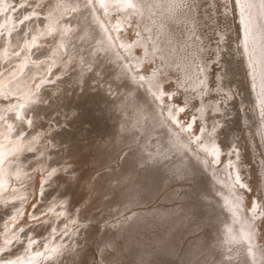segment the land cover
<instances>
[{"label":"bare ground","instance_id":"6f19581e","mask_svg":"<svg viewBox=\"0 0 264 264\" xmlns=\"http://www.w3.org/2000/svg\"><path fill=\"white\" fill-rule=\"evenodd\" d=\"M55 1L56 0H54L53 2L55 3ZM67 1H70L72 3V6L74 7V12L72 13V16H73L72 20L63 19L61 21V23L64 25L63 29L68 31L67 33L71 34V36H73V34L79 35V33H81V32L82 33L87 32V31L90 32V29H93V30L95 29V32L97 33L98 39L100 40L98 47H100V49L103 50V52L102 51L97 52L96 50H93V51L90 50L92 52H89V53L87 52V55L82 58L84 60V63H88L89 65H94V69H97L101 66L102 63L105 64V62H107V60H108L109 63L107 66L115 67L114 71H113V75H114L115 79L110 80V83L112 85H115L114 89L116 90V93L113 95L112 98L109 99V101H111L115 106L121 108V110L125 111L128 115H132L128 122H126L123 118H121V116L118 117L117 123L120 126L119 129L124 130V129H129V128L134 126V127H138L140 130H142L143 126H150V130L147 132L146 131H143V132L131 131V133L126 136L127 137L126 139H128L127 140L128 142L138 141L142 146H144L145 149L149 150L150 153L147 155L143 152H136L134 150L130 151L129 153L124 155L125 160L123 162V165L118 170H116V171L110 170V169H107L104 171L102 170V172H100L98 175H96V176H98L97 179L111 180V179H114L115 176L117 175V176H119V178L122 181L128 182L127 185H130L133 187L135 186L136 188H134V191L133 192L131 191V192L134 194L135 197H141L142 195L138 194L137 191H139L141 189L140 188V186H141L140 178H141V175L143 173L149 179H153V181H154L156 179V177L158 178L160 170H162L164 172H168V173L181 174V175L185 174V173L186 174H192V173H197L199 171H202L204 174H206L207 178L209 179L210 185L213 186L214 191L217 192L216 195H215V193H212L210 191H204L203 192L205 194L206 199H207V203H215L216 207L219 206L217 208V210L215 211L216 213H214V214L209 213V210H207L204 207L202 202H200L199 200H192L189 202L188 205H186L185 207L182 208V210L180 211L179 214L177 213V215H175L174 222L180 220V218L186 217L190 213L191 210H196L199 213H201V215L204 218L203 221L205 219H209V218L210 219L212 218L213 220L214 219L219 220L214 225L215 233H216L215 238L217 240V244L220 247H222L224 251H223V253H220V255L219 254L215 255L212 259L213 260L212 263H210V264H264V232H261V227L259 226V222L261 223L260 220L262 219V215H263V219H264V201L261 200V198L259 196H256V195H254L256 197H255L253 205L251 203L247 202L246 200H244V197L248 196V195L246 194L244 196L245 191L243 190V187L244 186L249 187V185L241 176L243 173V171L241 170L242 163H240V161L238 160V157L240 156L239 150L241 149V147L239 145L240 139L238 140L236 138L238 144L237 143L233 144L232 149L230 147L225 148L224 146H222V144L216 138V134H215L218 126L220 124L222 125L221 122L223 121V116L220 119H216V121H215V119H214V121L212 120L210 123L207 122V120H208L206 118L207 116L205 117V115L208 113V108H210L211 110H217V111L220 110L221 111L224 109V106L222 105V101L218 100L217 96L212 97L211 96L212 94H211L209 96L204 97V95L206 93H209L212 90V86H210L209 82L207 81V76L209 74L208 69L212 66L211 62H212L213 58L212 57L211 58H207V57L204 58L203 57L205 54V51H206V49H205L206 44H204V40H205L204 36L205 35L200 32L199 28H197L199 22L201 23V21H196V19H200L203 21L204 16L195 15V12L199 11L197 9V2L195 0H97L98 5L100 6V9H97L95 4H94V0H61V2H63V3H66ZM208 1L211 2L212 4H214V3L217 4V0H208ZM34 2L31 1V3H34ZM41 2H42V0L40 1V3ZM227 2H228V0H223L221 2V6L226 11V13L231 12L234 15V17L236 18L235 32L237 34V38L234 39V42L236 45L235 48H236V53L238 54V57L240 56V59H241L242 68H243L244 73H245L244 76L246 77V80H247V89H248L249 95H251V97H249V98H252L251 104H252V108L254 111V117L256 118L255 122H253L251 114L249 116L248 115L249 113L248 114L246 113L245 106H244L242 108V110H243L242 115L243 116L240 117V118H243V121L241 119L240 122L242 121L243 123H252L251 127L253 126V129H251V130L254 131V134L258 135V137L261 141V144L263 146V149H264V0H229V3H227ZM129 4L134 5V7H130ZM173 4L176 5L174 8L172 7ZM184 4H186V5L184 6ZM229 4H230V6H229ZM37 5H43V4H39V2H38ZM52 5H53V3H52ZM56 6H58V5H56ZM43 7H44V5H43ZM53 7H54V5H53ZM59 7H61V5ZM59 7H58V9H59ZM33 8H31V9L33 10ZM39 8L41 9V7H39ZM51 8H52V6H51ZM31 9L29 8V10H31ZM36 9H34L33 12ZM52 9H50V10H52ZM101 10L105 11L104 16H102ZM55 11L56 10H54L53 13ZM58 11H60V10H57V12ZM65 12H67V11H65ZM13 14H11V16H10V23H13L15 21ZM28 14H29L28 16H30V13H28ZM21 15L22 14L20 13L19 18L21 17ZM37 15H39V11L37 12ZM25 17H27V16H24V18ZM47 18L50 19L48 16H47ZM47 18H45V19H47ZM6 19L7 18H5V20ZM45 19H44V21H45ZM106 19H108V20H106ZM20 21H21V19H20ZM42 21H43V19H42ZM182 22H185L186 25H187V23H190V24L192 23V29H189L187 26H185L186 27L185 30H186V34H187L186 38H183V35L180 36L178 34V32H176V31H178L177 25L181 26L183 24ZM16 23H18V22H16ZM58 23H60V22H58ZM61 23L59 25L57 24L58 27L61 26ZM67 23H69V26H71L72 24L74 26L73 27L71 26V28L69 29V27L66 26ZM128 23H133V24L135 23L136 24L135 28L133 27L135 30L138 31V35L137 36L134 35L135 38L131 39V37L128 36L127 34H122V32H123L122 29H124V30L127 29L126 26H129ZM48 24L49 23H46L47 26H49ZM20 25L22 26V24H20ZM51 25H53V24H51ZM12 26L14 27V24ZM200 26H202V25H200ZM7 27H9V25ZM30 27H32V26H30ZM38 28L39 27H37V31L39 30ZM24 30H21L20 32H22ZM130 30H131V28H130ZM59 31H58V34H59ZM61 31H62V28H61ZM218 33H219V37L222 41L220 46H226L227 47L226 43L224 42V39H228V35L226 34V32L223 29H218ZM31 34H34V33H31ZM46 34H50L49 31ZM35 35H38L37 32ZM66 37H67V35H65V38ZM68 37H69V35H68ZM30 38H31V35H30ZM57 38L59 39V37H57ZM62 38H63V36H62ZM65 38L62 39L63 42H65ZM60 40H57V41L60 42ZM60 44H61V42H60ZM49 46L51 47L52 45H49ZM72 46H73V44H72ZM137 46L142 48L141 53H140V51H138L136 49ZM54 47H56V46H54ZM188 47L190 48V51H191L189 55H188V50H189ZM230 47H232V46L230 45ZM217 48H218V50L216 51L214 58H218V56L222 54L221 50L219 49V44L217 45ZM7 49L9 50V48H7ZM37 52L39 55V51H37ZM194 54L196 55V57H198V60L195 59ZM36 55H37V53H36ZM35 57H37V56H35ZM50 57L53 58V56H50ZM157 58L159 59V62L157 61L158 65H155V68L152 69L151 72L148 71L149 69L148 70L145 69V67L149 66V64L147 66H145V63H144L145 61H149V60L156 61ZM53 59H56V58H53ZM219 61H221V60H219ZM8 64H10V63H7V65ZM61 64L64 65V63H60L59 65H61ZM4 66L5 65H3V68H6ZM32 66L34 67V64ZM65 66H66V64H65ZM139 66H144V68L142 67L143 69L142 68L139 69L138 68ZM33 67H32V69H33ZM67 68H68V66H67ZM173 68L174 69H179V68L181 69L180 71L183 75L182 76L183 79L178 81L177 84L181 86L182 90H184L183 94H184V98H185L186 102L191 97H193V98H195V96L199 97V103H197L198 104L197 112L195 114H193L192 119H190L187 122H183V123H180V119L182 118L181 115L179 114L180 112L177 114L176 108L172 107L171 103L166 105V103H168L170 101L167 102L166 96L163 95V92L166 91L165 88L164 87L161 88V84L163 83V81L165 79H167V77L172 76L170 74L171 72H168V71L170 69H173ZM65 69H63V70H65ZM27 70H29V67ZM239 71H240V69H239ZM87 72H89V71H87ZM237 72H238V70H237ZM240 73H239V75H241ZM22 77L24 78V76H22ZM22 77L20 79H22ZM94 77H95V75H94ZM186 78H188V80H186ZM232 78H233V76H232ZM243 78L244 77H242V82L245 79V78L244 79ZM5 79L8 82V85H10L12 83L15 84L16 81L19 79V77H18V79H15L14 82L10 81L11 80L10 77H8V78L5 77ZM80 79H82V78H80ZM239 79H240V77H239ZM217 80L219 81V83L217 85L218 89H224L226 92V94L223 95V101H225L227 103V99L229 98V96H231V95L233 96V91L230 89V87L222 84V72L221 71H218V73H217ZM58 81H61V80H58ZM118 81H120V82H118ZM235 84H237V83H235ZM77 85H78V83L76 84V86ZM74 86H75V84H74ZM76 86H75V88L79 89ZM80 86L83 87L82 85H80ZM87 86L88 85H86V87ZM89 87H91V86H89ZM89 87H88V89H89ZM106 88L107 87H104V89H106ZM71 89H72V86H71ZM234 89H236V88H234ZM179 90L177 89L176 91H179ZM191 90H193V91H191ZM66 91L64 90L65 93L62 92L63 95L66 94L67 97H68V95L70 96V94L66 93ZM82 91L80 89V93ZM237 91H239V90H237ZM70 92H73V91L71 90ZM86 92H87V90H86ZM58 94L56 95V98H57ZM72 94H74V92L71 93V95ZM47 95H49V93ZM237 96H238V94H237ZM245 96H248V93ZM53 97L55 98V96H52V98ZM73 98H74V96L72 95V100L75 101V99H73ZM232 98H234V97H232ZM249 98H248V100H250ZM69 99L71 100V98H69ZM70 100H69V102L71 103L72 100L71 101ZM65 101H66V99H65ZM95 101H97V100H95ZM56 102H58V101H56ZM75 102L77 103L80 101L76 100ZM75 102H74V104H76ZM240 102L242 105L243 101H240ZM60 103H64L63 100ZM60 103H59V105H61ZM175 105H177V104H175ZM17 106H16L17 108H14L15 110L13 109L14 111H11V112L8 111L7 115H4V117L0 120V200L2 202L4 199L9 198L11 200L10 203L14 207V209L11 212V213H13V217H11V218L9 217V222L6 223V226L3 229L0 236L2 238L6 239L7 235H9V233H12L10 235V238H13V236H14V238L17 239V241H18L20 237L17 236V234L15 233L16 227L18 226L17 223L19 221L20 222L24 221L25 224L32 222L30 220L31 218L29 219L30 221L27 219L28 218L27 212L30 208L31 203L33 205V203L35 202L37 195H35L33 200H31L32 198L29 200V196H30L29 193L30 192L28 191V188H29V186L31 187V185L27 181H26L27 185L26 184H24V185L17 184L18 182L12 183V177H11V174L17 176L18 178L24 177L28 174L27 173L28 167H30L31 165L34 164V161H33L30 164L26 165V161L29 160L30 156H31L30 152H29V157L26 156L24 158H16L15 160H13L14 159L13 154H16V151L24 149V148H26V149L27 148H36V147H34V144L41 137V134L39 131L37 132L36 129L35 130L32 129L28 133H27L28 130H26V133L24 135H21V132L24 130L25 127H21L20 129H18L17 127L18 126L19 127L24 126L25 120L28 118L31 121V124H33V119H32L33 115L31 114L32 116L30 115V117H29V113L26 112L28 109V106H25L22 103L17 105ZM179 106H181V105L178 104L177 107H179ZM31 107L33 108L34 106H31ZM188 107L189 106H187V108ZM54 108H55V106H54ZM59 108H60V106H59ZM59 108H57V109H59ZM80 108H78V109H80ZM90 108H88V109H90ZM246 108H248V107H246ZM29 109H31V108H29ZM95 110H97V109H95ZM91 111L92 110H90V112ZM41 112L43 113V111H41ZM98 112H100V111H98ZM105 112L106 111H104V113ZM130 112H131V114H129ZM1 113L2 112L0 111V114ZM32 113L35 115L34 111ZM92 114H94V113H92ZM65 115H67V114H65ZM106 115H108V114H106ZM60 116H62V115H60ZM196 116L202 120L200 134H198L196 130L190 131L191 128L192 129L194 128L192 125V122L194 121V123H195V121H196L195 117ZM224 116H225V114H224ZM40 117H42V116H40ZM73 117H76V116H73ZM80 117H82V116H80ZM99 117H100V115H99ZM212 117L215 118V116H212ZM33 118L35 119V117H33ZM36 119H35V121H36ZM38 120H40V118ZM52 120H54V119H52ZM73 120H77V119H73ZM172 120L175 121V123L179 124V127H181V129L176 127V125H174V122H172ZM224 120H226V119H224ZM81 122H82V120H81ZM89 123L91 124V122H89ZM22 124H24V125H22ZM197 124H199V123L197 122ZM39 125H40V123H39ZM99 125H101V124H99ZM36 126H37V124H36ZM43 126H44V121H43ZM68 126H69V124H68ZM71 126H72V124H71ZM93 127H92V129H93ZM99 127H96V128H99ZM101 127H102V125H101ZM30 128H32V127H30ZM54 129L57 130L56 128H54ZM53 130L52 131L50 130L51 132L49 131L50 135L53 133ZM66 130H64V131H66ZM70 130H67V131L69 132ZM72 130L74 131V129H72ZM93 130H92V132H93ZM96 130H98V129H96ZM62 131H63V129H62ZM73 131H72V133H74ZM76 131L79 132V128H78V130L76 129ZM87 131H89V130L87 129ZM238 131L239 130H237V133H238ZM42 133H44V132H42ZM66 133L67 132H65V134ZM57 134L58 133H55L54 136H56V137H55V140L53 141V143L51 141L52 144H55L56 138H58ZM219 134H221V133L219 132ZM46 135H47V133H46ZM231 135L233 136L234 134H231ZM47 136L49 137V135H47ZM60 137H63V136H60ZM239 137H240V134H239ZM31 138H32V140H31ZM64 139H62V140L65 143L66 140H64ZM117 139L118 138L116 137V134L112 133L110 136V142H113ZM50 140H52V137ZM62 140H60V141H62ZM67 140H70V139H67ZM230 140L234 141L235 139L233 137L232 139H229V141ZM45 141L49 142L47 139ZM63 141H62V143H63ZM255 142H256V140L254 139L253 140L254 146L251 150L254 151V153L252 151V153L255 154L254 156H257V155L259 156L260 154L257 153V150L259 149V147ZM44 143L45 142L43 141V144ZM51 143L49 144L50 146H51ZM249 145L251 146V144H249ZM40 146H41V144H40ZM83 147L84 146H82V145H77V147L74 148L73 155L70 156L68 160L52 159L49 163H44L45 171H47V173L45 175L43 174V177H42L43 183L39 187V189L41 190L40 202L36 204L35 208L30 213V216L32 217V219H35L36 222H37V220H39V222H37L36 224H38V223H42V224L39 225L38 227L36 226V228H34L36 224L31 223L33 225L31 226V228L29 230H27V233H29V232L33 233V235H31V237L26 236L22 240L23 243H25V242L27 243V244H24V245H27V250H26L27 252H25V253L18 252L19 254H17L15 250L11 249L14 247H12L10 244H8L10 246L6 247L7 252H5L3 254L4 256L0 257V264H8V261H11L10 260L11 258L7 259V257H13L14 255L16 256V255H20V254H21L20 255L21 257L19 256L20 259L17 261H14L13 264H37V263H35L34 258H36L35 255H36V252L39 251V249L36 248L32 242H33L34 236L39 235V234H44L45 232L50 237H52L54 235L53 236L55 238V241H53L54 244L58 243L57 244L58 246L62 245L60 247V252L59 253L57 252L58 257L53 258L54 260L58 261L60 259L59 257L61 255H63L68 259V262L66 264H86L84 261V258H83V256H84L83 251L80 249V246L78 245L80 243V240H78L77 236L74 235L76 232V228L73 227L71 230H69L70 227L73 226V223H74L73 221L75 219H76L75 223L77 226V225H81L83 220H86V219L92 218V217H96L94 214H90V215L84 214L85 210L81 211V209H80L81 205L83 203H85L86 198L88 197V193L84 190L85 189L84 187H86L88 185L85 186V183H89L91 180L88 178L89 177L88 169L84 170L83 166L88 165L87 167H90L89 164L84 165V163L87 160L90 162L91 161L92 162H98L100 160L102 161L105 159V161H106V160L110 159L114 154V149H112V147H111V149L107 150L106 152H104V153L101 152L102 154H104V155H102V154L96 153L97 151L94 150L93 147H92L93 150H92V148L91 149L89 148L92 151H90V153H89L88 152L89 149L86 150V153L87 154L89 153V155H87L85 153L86 156L88 157V159H86L87 157L84 158V156H83V158L86 160V161L84 160L85 161L84 162L81 159L82 154L84 152L82 151V153L80 154L81 151H79ZM124 147H127V146H124ZM47 148H48V145H47ZM39 151L42 152V149L37 150V152H39ZM247 152L249 155H251V151H247ZM53 153H54V156L56 158L58 156L56 154V151H54ZM25 154H28V153L26 152ZM49 154H50V152H49ZM167 155H171L170 159L163 160L162 158L164 156H167ZM174 156H176V158H173ZM43 158H44V156H43ZM102 158H104V159H102ZM117 159H118V157H117ZM161 159H162V161H161ZM260 159L263 163L262 168H260V170H261L260 173L262 176H261V178L257 177L256 179H257V182L260 183V185L262 187H264V158H263V156L260 155ZM44 160H45V158H44ZM240 160H241V158H240ZM246 161L247 160H245V162ZM117 162H119V161H117ZM87 167H85V168H87ZM93 167H94V165H93ZM103 168H101V169H103ZM94 169H96V168H94ZM257 170H258L257 168L254 169L256 174H257ZM85 179H86V181H85ZM96 180L93 182L95 189L102 191L104 193L105 192H107V193L113 192V191H111L112 187H110L109 183L100 184L101 182H99V181L97 182ZM197 184H198V186H200L202 188L200 180L197 182ZM135 189H137V191H135ZM202 189H204V188H202ZM155 190H156V186L153 187L152 192H154ZM117 192L120 194H125V195L131 194V192L125 191L121 187L119 188V190ZM109 194H111V193H109ZM47 198L50 199V200H48L49 202L46 201ZM102 198H103V196H102ZM7 202L8 201H5V203H7ZM114 205H116V207L114 208V210L111 211L112 215L116 214L117 212H119L121 210L120 207H117L120 205V204H118V202L114 203ZM106 206H108V205H106ZM153 206H155V205H153ZM7 207L9 208L8 205H7ZM3 210H4V208H3ZM7 210H9V209L6 208V211ZM130 210H129V212H130ZM139 210L133 211L136 218H138L139 216H142V214L145 211H149V209L144 210L142 212H140ZM154 210L160 211L161 208H155ZM6 211H4V212H6ZM105 211H106V209H105ZM4 212L2 213L3 215H4ZM22 212H23V214H22ZM126 213H127V211H126ZM22 215L25 218L22 217ZM0 217H2V215ZM98 217H99V215H98ZM0 219H2V218H0ZM124 219H125V217H124ZM151 220H152V218H151ZM10 223H11V227H10ZM86 224H88V223H86ZM52 226H53L54 230H53V233H50L51 228L49 229V227H52ZM83 226L84 225H82L80 231L83 230V228H84ZM104 227H106V226H104ZM13 230H14V233H13ZM140 231H142V230H140ZM143 232H145V231H142V233ZM56 233H58V235H55ZM51 234H52V236H51ZM23 235H26V234H23ZM148 235H150V234H148ZM62 236H65V237L63 238ZM208 236L209 235L205 231L203 233H201L200 235H198L196 237V240L193 241L192 245L190 247H188L185 250V252L183 253V256H184L183 258L188 259L189 257H191V254L193 256L198 251L202 250L204 248V246H206ZM68 238H70V242H72L73 240H76L75 242L77 243V248H76V252L74 254L75 255L74 258H72L70 254L66 253L67 252L66 250H65L66 252H64L62 242H64ZM102 238L104 239V241H106L110 244L113 242L107 233H105ZM156 240H157L156 242H160L158 239H156ZM142 241H144V239ZM47 242L45 241V244ZM87 243H89V242H87ZM120 244H121V242H120ZM21 246L19 248H21ZM164 246L165 245L158 243L155 246V250L160 251ZM67 247H68V245H67ZM84 249L86 250L87 247ZM42 254H43V252H42ZM223 254L228 255V257L225 259L223 257ZM87 256H88V254H87ZM101 257L105 261H107L106 254L102 253ZM66 258L62 259V261L60 260V262H62V264H65L64 262H65ZM152 258H150V260ZM16 259H17V257H16ZM114 259L116 260L117 256ZM120 260H122V259H120ZM214 260L217 262L218 261H220V262L215 263ZM51 263H53V260H50V261L46 260V262H45V264H51ZM128 264H131V263H128Z\"/></svg>","mask_w":264,"mask_h":264},{"label":"rangeland","instance_id":"374dc122","mask_svg":"<svg viewBox=\"0 0 264 264\" xmlns=\"http://www.w3.org/2000/svg\"><path fill=\"white\" fill-rule=\"evenodd\" d=\"M31 1H33V2L35 1L34 2L35 4L31 3ZM37 1L38 0H25V1L24 0H0V111L2 112L0 114V116H1L0 120L4 117V115H7L8 111H10V112L14 111L15 110L14 108H17L18 107L17 105L22 103L23 105L28 106V109L26 112L29 113V117L32 114L33 117H35V119L36 118L37 119L35 121V119L32 117L33 124H28V121H29V118H28L25 120V123H24L25 125L22 124L24 126H20V127L18 126L17 127L18 129H20L21 127H25L24 130L21 132V135H24L26 133V130H28L27 131V133H28L32 129L33 130L36 129L37 132L39 131L41 134V137L34 144V147H36L37 149L36 148H27V149L24 148V149L16 151V154H13V156H14L13 160H15L16 158H24L26 156L29 157V152H30L31 156H30V159L26 161V165L30 164L33 161H34V164L31 165L30 167H28V169H27L28 174L26 176L20 177V178L11 174V177H12V183L18 182L17 184L24 185L28 182L31 185V187L29 186L30 189L28 188V191L30 192L29 193L30 194L29 200L31 198H32L31 200H33L35 195H37V197H36L37 201L35 200L33 205L31 203L30 208L27 212L29 214V215L27 214V217H28L27 219L29 220L31 218L30 220L32 222H29L30 221L29 220L28 221L29 223H27V224H25L24 221L23 222L19 221L18 222L19 224L17 223L18 226L16 227L15 233L17 234V236L20 237V238L18 237L19 238L18 241H17V239L14 238V236H13V238H10V235L12 233H9V235H7L6 239L2 238L0 236V257L4 256L3 254L5 252H7L6 247L10 246V245L12 247H14L11 249L15 250L17 254H19L18 252H20V253L21 252H23V253L27 252L26 251L27 245H24L27 243L26 242L23 243L22 240L26 236L31 237V235H33L32 232L27 233V230H29L31 228V226L33 225L31 223L36 224L37 222H39V220H37V222H36L35 219H32V217L30 216V213L35 208L36 204L40 202L41 190L39 189V187L43 183L42 182L43 174L45 175L47 173V171H45L44 163H49L52 159L68 160L69 157L73 155L74 148L77 147V145H82L84 147L79 151H81L80 154L82 153V151L84 152L82 154V158H81L83 161L85 160L84 158L87 157L86 156V154H87L86 150L89 148L91 149L93 147L94 150L97 151V152L96 151L95 152L98 154H102L101 152H103V153L106 152L107 150L111 149V147H112V149H114L113 156L106 161L104 158H102L104 160H102V161L100 160L98 162H92V161L90 162L88 160L87 161L85 160L87 162L86 163L84 161L85 162L84 165L89 164L91 167V168L87 167L88 165L83 166L84 170L88 169V171H89V177L88 178L91 180L89 183H85V186L88 185V186L84 187L85 188L84 190L88 193V197L86 198L85 203H83L81 205L80 209H81V211L85 210L84 214H87V215L88 214L89 215L94 214L96 217H92V218H88L86 220H83L81 225H77V226L75 223L76 222V219H75L73 221L74 222L73 226L70 227L69 230H71L73 227L76 228V232L74 235L77 236L78 240H80V243L78 245L80 246V249L83 251V254H84L83 258H84V261L86 264H115V263L116 264H128V263H131V264H210V263H212L213 257L215 255H218V254L220 255V253H223V251H224L223 248L217 244V240L215 238L216 233H215L214 225L219 220H217V219L213 220L212 218L211 219L209 218V219H205L203 221L204 218L201 215V213H199L196 210H191L190 213L186 217L180 218V220L174 222L175 215H177V213L179 214L180 211L182 210V208L185 207L186 205H188L189 202L192 200H199L200 202L203 203L204 207L207 210H209V213H211V214L216 213L215 211L217 210V208L219 206L216 207L215 203H207V199H206L205 194L203 192L204 191H210L212 193H215V195L217 194V192L214 191L213 186L210 185V183H209V179L207 178L206 174H204L202 171H199L197 173H192V174H186L185 173V174L181 175V174L168 173V172H164V171L160 170L158 178L156 177V179L154 181H153V179H149L143 173L141 175V178H140V181H141L140 188L141 189L139 191H137V189H135V191H137L138 194L142 195L141 197H135L132 192L134 191V188H136V187L127 185L128 182L122 181L119 178V176H117V175L115 176L114 179H111V180L97 179L98 176H96V175H98L100 172H102V170L103 171L107 170V169L114 170V171L118 170L123 165V162L125 160L124 155L129 153L130 151L134 150L136 152H143V153L148 155L150 153L149 150L145 149L144 146H142L138 141L128 142L127 141L128 139H126L127 138L126 136L129 135L131 133V131H136V132L146 131L147 132L150 130V126H143L142 130H140L138 127H134V126L129 128V129H124V130L119 129L120 126L117 123L118 117L121 116V118H123L126 122H128L132 115H128L125 111H122L121 108L115 106L111 101H109V99L112 98L113 95L116 93V90L114 89L115 85H112L110 83V80L115 79L114 75H113V71H114L115 67L107 66L109 63L107 60V62H105V64L102 63L99 68L94 69V65H89L88 63H84V60L82 59L84 56L87 55V52L89 53V52H92L93 50H96L97 52H101V51L103 52V50H101L100 47H98L100 40L98 39V36H97V33L95 32V29L94 30L90 29V32H88V31L83 32V33L81 32V33H79V35L73 34V36H71V34L67 33L68 31L63 29L64 25L61 23V21L63 19H68V20L73 19L72 13L74 12V7L72 6V3L70 1L63 3V2H61V0L60 1L56 0L57 2L55 1V3L53 2L54 0L53 1L52 0H47V1L42 0V2L40 3L41 0H39L38 1L39 4H43L44 5V7H43V5H37V3H38ZM195 1L197 2V9L199 10V11L195 12V15L204 16L203 17L204 19L202 18L203 21L200 19H196V21H201V23L199 22V24L202 25V26H200L198 24L197 28H199L200 32L205 35L204 36L205 37L204 38L205 39L204 44H206V46H205L206 51H205V54L203 57L204 58L205 57H207V58L212 57L213 58V60L211 62L212 66L208 69L209 74L207 76V81L209 82V85L212 86V90L209 93H206L204 95V97L209 96L211 94H212L211 95L212 97L217 96L218 100L222 101V105L224 106V109L221 111L220 110H218V111L217 110H211L210 108H208V113L205 115V117L207 116L206 117L208 119L207 122L210 123L212 120L214 121V119H215V121H216V119H220L223 116V121L221 122L222 125L220 124L218 126L215 134H216V138L219 140V142L225 148L230 147L232 149L233 144L237 143L236 138L238 140L240 139L239 140L240 142L239 141L238 142H239V145L243 151L241 149L239 150L240 156L238 157V160L240 161V163H242V166L244 167L243 168L241 166V170L243 171L241 176L249 185V187H247V186L243 187V190L245 191L244 196L246 194L248 195V196L244 197V200H246L247 202H249L253 205L256 196H259L261 198V200L264 201V194H263L264 193V187H262L260 185V183L257 182V179H256L257 177L261 178V176H262L260 173L261 172L260 168H262L263 163L260 159V155L263 156V158H264V149H263V146L261 144V141H260L258 135L254 134V131L251 130V129H253V126L251 127L252 123H243L242 122L243 118H240L243 116L242 115L243 114L242 108L245 106V111L247 114L249 113L248 114L249 116L251 114L252 121L255 122V120H256V118L254 117V111H253L252 104H251L252 98H249V97H251V95H249V92L247 89V80H246V77L244 76L245 73H244V70L242 68L241 59H240V56L238 57V54L236 53V48H235L236 45H235L234 39L237 38V34L235 32L236 18L234 17V15L231 12L226 13V11L223 9V7L221 6V2L223 0H217V4L216 3L212 4L208 0H198V1L195 0ZM52 3L54 5V7H53ZM227 3H229V0ZM55 4L58 6H56ZM94 4H95L97 9H100V6L98 5L97 0H94ZM60 5H61V7H59ZM185 5L186 4H184V6ZM51 6L54 10H56L55 11L56 13L55 12L53 13L54 10L51 8ZM229 6H230V4H229ZM39 7H41V9ZM58 7H59V9H58ZM29 8L30 9L33 8V10L34 9H36V10L33 12V10L32 9L29 10ZM50 9H52V10H50ZM57 10H60V11L57 12ZM38 11H39V15H37ZM65 11H67V12H65ZM20 13L22 15L19 18ZM28 13H30V16H28L29 15ZM104 13H105V11L101 10L102 16H104ZM11 14H13L15 21L18 23H16L15 21L13 23H10ZM24 16H27L28 19L25 20ZM47 16L50 19H48ZM5 18H7V19L5 20ZM45 18H47V19H45ZM20 19H21V21H20ZM42 19H43V21L45 19L46 22L45 21L43 22ZM106 20H108V19H106ZM58 22L61 23L62 27L61 26L58 27V25L60 24ZM46 23H49L48 25L50 27L47 26ZM182 23L183 24L181 26L177 25L178 31H176V32H178V34L180 36L183 35V38H186L187 34H186V30H185L186 27L185 26H187L189 29H192V23L191 24L187 23V25L185 22H182ZM13 24H14V27L12 26ZM20 24H22V26ZM51 24H53L55 27ZM55 24L56 25L58 24V25L56 26ZM8 25H9V27H7ZM128 25L129 26H126L127 29H125V30L122 29L123 30L122 34H127L128 36L131 37V39L135 38V36L138 35V31L134 29L136 24L135 23L134 24L128 23ZM30 26H32V27H30ZM66 26L69 27V29H70L71 26L73 27L74 25L72 24L71 26H69V23H67ZM37 27H39L38 28L39 32L37 31ZM60 27L62 28V31H61ZM130 28L132 31L130 30ZM20 29L21 30L25 29V30L20 32L21 31ZM218 29H223L226 32V34L228 35V39H224V42L226 43L227 47L226 46H220L222 41L219 37ZM57 30L58 31L60 30L59 34H58ZM48 31L50 34H46V33H48ZM36 32L38 35H35ZM31 33H34V34H31ZM30 35H31L32 39L30 38ZM65 35H67V37L69 35V37L65 38ZM62 36H63V38H62ZM57 37H59V39ZM64 38H65V42H63V40H62ZM57 40H60L61 44ZM72 44H73V46H72ZM218 44H219V49L221 50L222 54L219 55L218 58H214V55H215L216 51L218 50V48H217ZM49 45H52L53 47L52 46L50 47ZM230 45L232 47H230ZM54 46H56V47H54ZM7 48H9V50ZM136 49L138 51H140V53L142 52L141 47L137 46ZM90 50H92V51H90ZM37 51H39V55H38ZM190 52L191 51L189 48L188 55L190 54ZM36 53H37V55H36ZM49 55L53 56V58H56V59L51 58ZM35 56H37V57H35ZM195 59L198 60V57H196V55H195ZM219 60H221V61H219ZM157 61L159 62L158 58L156 59V61H154V60L145 61L144 62L145 66H147L149 64V66L145 67V69H147V70L149 69L148 71L151 72L152 69L155 68V65H158ZM6 62L10 63V64L7 65ZM60 63H64V65L63 64L59 65ZM33 64H34V67L32 66ZM65 64H66V66H65ZM3 65H5L4 67H6V68H3ZM67 66H68V68H67ZM28 67H29V70H27ZM32 67H33V69H32ZM142 67L144 68V66H139L138 68L140 69ZM63 69H65L66 71ZM239 69H240V71H239ZM180 70H181L180 68L179 69H174V68L170 69L168 72H171L170 74L172 76L167 77V79H165L163 81L164 84L163 83L161 84V88L162 87L165 88L166 91L163 92V95L166 96L167 102L170 101V102L166 103V105L171 103V106L176 108L177 114L180 112L179 114L182 117L180 119V123H183V122H187L190 119H192L193 114H195L197 112V107H198L197 103H199V97L198 96H195V98L191 97L186 102V100L184 98V94H183L184 90H182L181 86L177 84L178 81L183 79L182 78L183 75H182ZM237 70H238V72H237ZM87 71H89V72H87ZM218 71L222 72V84L230 87V89L233 91V96L232 95L229 96V98L227 99V103L225 101H223V95L226 94L225 90L224 89H218V86H217L219 83V81L217 80ZM29 72L31 74L32 73L33 74L31 75ZM239 73L242 76L239 75ZM94 75H95V77H94ZM22 76H24V78ZM232 76H233V78H232ZM5 77L6 78L10 77V79H11L10 81H12V82H14L15 79H18V77H19V79L16 81L15 84L12 83V84L8 85V82L6 81ZM21 77H22V79H20ZM239 77H240V79H239ZM242 77L245 78V79L243 78L244 79L243 82H242ZM78 78L79 79L82 78L83 80L82 79H80V80L82 82L83 81L84 82L82 83ZM58 80H61V81H58ZM186 80H188V78H186ZM118 82H120V81H118ZM77 83H78V85L76 86ZM235 83H237V84H235ZM74 84L79 89H76ZM80 85H82L83 87H81ZM86 85H88V86L86 87ZM71 86H72V89H71ZM89 86H91V87H89ZM88 87H89V89H88ZM104 87H107V88L104 89ZM234 88H236V89H234ZM68 89L70 91L72 90L74 92V94H72L74 96L73 99H75V101L79 100L80 102L76 103L75 101L72 100L71 93H73V92H70ZM80 89H81V91L83 90L81 93H80ZM177 89L178 90L180 89V90L176 91ZM64 90L65 91L67 90L68 92L66 91V93L70 94L71 97L69 95L67 97L66 94H64L65 95L64 96L63 95V93H65ZM86 90H87V92H86ZM237 90H239V91H237ZM191 91H193V90H191ZM48 93H49V95H47ZM236 93L238 94V96ZM245 93L246 94L248 93V96H245L246 95ZM57 94H58V96L56 98ZM51 95L55 96V98L54 97L52 98ZM232 97H234V98H232ZM247 97L250 100H248ZM69 98H71L72 101ZM65 99H66V101H65ZM62 100L64 103H60V102H62ZM69 100L71 101V103L69 102ZM95 100H97V101H95ZM56 101H58V102H56ZM240 101H243L242 105H241ZM74 102L76 104H74ZM59 103L61 105H59ZM175 104H177V105L180 104L181 106L177 107V105H175ZM31 106H34V107L32 108ZM54 106H55V108H54ZM59 106H60V108H59ZM187 106H189V107L187 108ZM246 107H248V108H246ZM29 108H31V109H29ZM57 108H59V109H57ZM78 108H80V109H78ZM88 108H90V109H88ZM230 108L231 109L233 108L234 110L233 109L231 110ZM95 109H97V110H95ZM83 110L84 111L86 110V111L84 112ZM90 110H92V111L90 112ZM31 111L32 112L34 111L35 115ZM41 111H43V113ZM98 111H100V112H98ZM104 111H106V112L104 113ZM52 112L54 114L55 113L56 114L54 115ZM92 113H94V114H92ZM223 113L225 114V116ZM65 114H67V115H65ZM106 114H108V115H106ZM129 114H131V112ZM60 115H62V116H60ZM72 115L76 116V117H73ZM99 115H100V117H99ZM40 116H42V117H40ZM80 116H82L83 118ZM212 116H215V118ZM39 118H40V120H38ZM52 119H54V120H52ZM73 119H77V120H73ZM224 119H226L227 121ZM241 119H242V121L240 122ZM81 120H82V122H81ZM195 120H196L195 123H194V121L192 122V125L194 128L193 129L191 128L190 131L196 130L197 133L200 134L202 120L199 119L197 116L195 117ZM43 121H44V126H43ZM88 121L91 122V124ZM38 122L40 123V125ZM69 122L72 124V126ZM172 122H174V125H176V127L181 129V127H179V124L175 123V121H173V120H172ZM197 122L199 124H197ZM35 123L37 124V126L39 125L40 127L38 126L39 127L38 128ZM68 124H69V126H68ZM99 124H101L102 127ZM30 127H32V128H30ZM92 127H93V129L94 128L95 129L93 130ZM96 127H99V128H96ZM54 128H56L57 130H55ZM65 128L66 129L68 128L67 130L74 129V131L72 130L74 133H72L71 130H70L71 132L70 131L68 132ZM78 128H79V132L76 131V129L78 130ZM49 129L51 131L54 129L53 130L54 134L53 133L51 134L52 136L50 135L51 131ZM62 129H63V131H62ZM87 129L89 131H87ZM91 129L93 130V132ZM96 129H98V130H96ZM64 130H66V131H64ZM237 130H239L238 133L240 134V137H239V134L237 133ZM42 132H44V133H42ZM65 132H67V133L65 134ZM219 132L221 134H219ZM46 133H47V135H49V137L46 135ZM55 133H58L57 134L58 138H56L55 144H52L53 141L55 140V137H56V136H54ZM112 133L116 134V137L118 139L113 141V142H110V136ZM76 134L77 135L79 134V135L77 136ZM231 134H234V135L232 136ZM50 136L52 137V140H50L51 139ZM60 136H63V137L65 136L64 137L65 139L63 137H60ZM233 137L235 140L229 141V139H232ZM46 139L48 141L49 140L50 141L47 142V141H45ZM59 139L60 140L64 139L66 141L64 143V141L62 140L63 141V143H62V141H60ZM67 139H70V140H67ZM254 139L256 140L255 143L259 147V149L257 150V153L260 154L259 156L257 154H256L257 156H254L255 155V154H253L254 151L251 150L254 146V143H253ZM31 140H32V138H31ZM43 141L45 142L44 144H43ZM51 141H52V143H51ZM50 143H51V146L49 145ZM40 144H41V146H40ZM249 144H251V146ZM47 145H48V148L50 147L49 149L47 148ZM124 146H127V147H124ZM93 148H92V150H93ZM38 149H40V150L42 149V152L41 151L37 152ZM90 149L88 151L89 153H90V151H92ZM54 151H56L58 158L57 157L55 158L54 153H53ZM247 151H251V155H249ZM252 151H253V153H252ZM26 152L28 154H25ZM49 152H50V154H49ZM89 153L87 155H89ZM102 155H104V154H102ZM43 156H44L46 161L44 160ZM83 156H84V158H83ZM117 157H118V159H117ZM170 157H171V155H167V156H164L162 159L166 160V159H170ZM173 158H176V156H174ZM240 158H241V160H240ZM86 159H88V157ZM162 159H161V161H162ZM245 160H247L246 161L247 163L245 162ZM117 161H119V162H117ZM93 165H94V167H93ZM85 167H87V168H85ZM94 168H96V169H94ZM101 168H103V169H101ZM256 168L258 169L257 174L254 171V169H256ZM95 180L97 182L98 181L101 182L100 184L109 183L110 187H112L111 191H113V192H109V193H111V194H109L107 192L104 193L102 191L95 189V187L93 185V182ZM199 180L201 181V186L204 189H202L200 186H198L197 182ZM85 181H86V179H85ZM154 186H156V190L154 192H152ZM120 187L125 191H129V192L132 191L131 194L125 195V194L118 193L117 191L119 190ZM254 195H256V196H254ZM102 196H103V198H102ZM48 200H50V199L47 198L46 201L49 202ZM5 201H8V202L5 203ZM10 201L11 200L9 198L4 199L2 202L0 200V210H1L0 216L2 215V217H0V218H2V219H0V235L3 231V229L5 228L6 223L9 222V217L10 218L13 217V213H11V212L14 209V207L12 206ZM117 202H118V204H120L117 207H120L121 210L119 212H117L116 214L112 215L111 211L114 210V208L116 207V205H114V203H117ZM7 205L9 206V208L7 207ZM106 205H108V206H106ZM153 205H155V206H153ZM3 208H4V210H3ZM6 208L9 209V210H7L8 212L6 211ZM155 208H161V210L160 211L154 210ZM105 209H106V211H105ZM147 209H149V211H145L142 214V216H139L138 218H136V216L134 215V212H133L134 210H136V211L139 210L140 212H142V211L147 210ZM129 210H130V212H129ZM4 211H6V212H4ZM126 211H127V213H126ZM3 212H4V215L2 214ZM22 214H23V212H22ZM98 215H99V217H98ZM22 217H24V216L22 215ZM124 217L126 220L124 219ZM150 217L152 218V220ZM260 221H261V223L259 222V226L261 227V232H264L263 215H262V219ZM86 223H88V224H86ZM41 224L42 223L36 224L34 228H36V226L38 227ZM82 225H84L83 226L84 228L82 231H80ZM104 226H106V227H104ZM10 227H11V223H10ZM50 228H51L50 233H53V230H54L53 226L49 227V229ZM140 230L145 231V232L142 233V231H140ZM204 231L209 235L207 242H206V246H204V248L202 250L198 251L195 255L192 256V254H191V257H189L188 259L183 258L184 257L183 253L185 252V250L188 247H190L192 245L193 241L196 240V237L198 235H200L201 233H203ZM13 233H14V230H13ZM105 233H107L110 236L111 240L113 241L111 244L104 241V239L102 238ZM23 234H26V235H23ZM148 234H150V235H148ZM55 235H58V233H56ZM51 236H52V234H51ZM53 236L52 237L48 236L46 232L44 234H39V235L34 236L32 243L35 245L36 248L39 249V251L36 252V255L34 254L36 256V258H34L35 263L45 264L46 260L47 261L53 260V263H51V264H62V262H60V260L62 261V259L66 258L65 256L61 255L59 257L60 259L58 261L53 259L55 257H58L57 252L58 253L60 252V247L62 246V245L58 246L57 245L58 243L54 244L53 241H55V238ZM62 237L64 238L65 236H62ZM143 239H144V241H142ZM156 239H158L160 242H156L157 241ZM45 241L46 242L48 241V242L45 244ZM75 241L76 240H73L72 242H70V238H68L64 242H62L64 252L67 251L66 253L70 254L72 258L75 257L74 254H75L76 248H77V243ZM87 242H89V243H87ZM120 242H121V244H120ZM158 243L165 245L160 251L155 250V246ZM8 244H10V245H8ZM67 245H68V247H67ZM20 246H21V248H19ZM86 247H87V249L85 250L84 248H86ZM42 252H43V254H42ZM102 253L106 254L107 261H105L101 257ZM87 254H88V256H87ZM20 255H16V256L14 255L13 257H7V259L11 258L10 260L11 261L13 260L12 262H14V261H17L20 259V257H21ZM116 256H117V259L115 260L114 258H116ZM16 257H17V259H16ZM223 257L226 259L228 257V255L223 254ZM150 258H152V259L150 260ZM120 259H122V260H120ZM67 262H68V259L66 258L64 263L66 264ZM214 262L216 263L217 261L214 260ZM218 262H220V261H218Z\"/></svg>","mask_w":264,"mask_h":264},{"label":"snow or ice","instance_id":"6c2138e0","mask_svg":"<svg viewBox=\"0 0 264 264\" xmlns=\"http://www.w3.org/2000/svg\"><path fill=\"white\" fill-rule=\"evenodd\" d=\"M129 6H130V7H134V5H132V4H129ZM175 6H176V5L173 4L172 7L174 8ZM27 19H28V17H25V20H27ZM28 124H31V121H30V120L28 121ZM8 264H13V262H12V261H8Z\"/></svg>","mask_w":264,"mask_h":264}]
</instances>
